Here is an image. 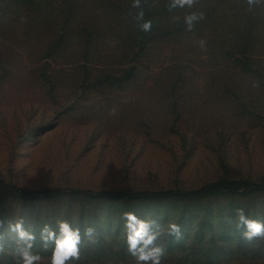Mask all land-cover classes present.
I'll list each match as a JSON object with an SVG mask.
<instances>
[{
  "label": "rangeland",
  "instance_id": "obj_1",
  "mask_svg": "<svg viewBox=\"0 0 264 264\" xmlns=\"http://www.w3.org/2000/svg\"><path fill=\"white\" fill-rule=\"evenodd\" d=\"M168 2L142 0L152 21L145 33L133 0H0V181L92 192L264 184V7L198 0L170 12ZM191 12L205 19L187 31ZM237 208L264 220V194L138 202L0 195V264H17L8 224L20 219L41 264L51 255L41 230L60 220L81 231L78 264H134L122 219L129 211L180 224L182 241L162 240L163 264H264V241L247 246L227 222ZM88 227L95 245L83 237Z\"/></svg>",
  "mask_w": 264,
  "mask_h": 264
},
{
  "label": "clouds",
  "instance_id": "obj_2",
  "mask_svg": "<svg viewBox=\"0 0 264 264\" xmlns=\"http://www.w3.org/2000/svg\"><path fill=\"white\" fill-rule=\"evenodd\" d=\"M147 3V0H144ZM198 0H169L168 10L171 12L177 8H193ZM248 10L264 7V0H246ZM132 7L140 9L135 16L137 27L140 31L148 33L152 30V21L144 19L142 0H133ZM174 19H179L174 18ZM205 19L203 12H191L184 17V24L187 31H192L197 23ZM199 47L206 49V41L200 40ZM259 87L258 82L252 85ZM116 109L112 108L109 115H115ZM124 223V235L126 237L127 251L133 258L134 264H163L167 254V245L163 239L172 238L174 242L184 239V233L179 223L168 222L161 225L154 219H141L134 212L122 214ZM242 232V239L247 246L254 245L256 241H264V220L252 218L246 214L243 208L235 210V218L227 221ZM25 221L18 220L8 224V230L17 236L14 255L18 257L17 264H41L42 257L39 253L32 251L36 243V236L33 232L26 230ZM4 227V220L0 218V229ZM83 237L87 245L97 243L96 231L92 227L85 228ZM5 234L0 231V253L4 248ZM41 246L44 250L51 248V255L47 258L48 264H78L81 259L82 235L80 229L73 228L67 220L57 221V229L45 225L40 235Z\"/></svg>",
  "mask_w": 264,
  "mask_h": 264
},
{
  "label": "trees",
  "instance_id": "obj_3",
  "mask_svg": "<svg viewBox=\"0 0 264 264\" xmlns=\"http://www.w3.org/2000/svg\"><path fill=\"white\" fill-rule=\"evenodd\" d=\"M219 193L243 194L263 193L264 184H256L243 180H224L211 186L193 191H157V192H113V191H82V190H63L60 188H45L41 190H28L18 188L14 185L0 181V195L7 196L16 200L25 201H45L57 199L65 196L82 197L94 201H113V202H138L151 200H174L189 201L199 200L207 196Z\"/></svg>",
  "mask_w": 264,
  "mask_h": 264
}]
</instances>
